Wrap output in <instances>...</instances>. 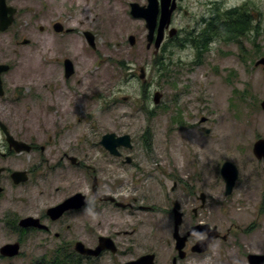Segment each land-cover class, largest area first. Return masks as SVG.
Wrapping results in <instances>:
<instances>
[{"label":"rangeland","instance_id":"obj_1","mask_svg":"<svg viewBox=\"0 0 264 264\" xmlns=\"http://www.w3.org/2000/svg\"><path fill=\"white\" fill-rule=\"evenodd\" d=\"M7 2L18 12L13 26L0 32V64L10 66L1 76L0 120L13 137L46 151L17 155L5 164L12 170L39 167L19 186L4 175L0 250L19 243L21 251L13 259L0 254V264H38L60 246L81 258L74 251L77 241L94 248L107 236L126 256L79 261L124 264L155 254L156 264H173L177 251L169 201L189 198L191 186L206 195L199 221L224 234L230 230L232 237L201 255L190 253L198 239L192 237L186 258L176 264H248V254L264 255V161L253 154L254 143L264 139V72L255 66L264 57V0L251 4L252 32L233 43L217 39L199 58L194 47H182L185 31L201 29L205 4L199 1L178 3L181 10L173 14L171 28L177 30L172 39H179L166 32L162 46H167L157 56L153 47L146 48L145 21L130 14L131 3L146 6L147 0ZM57 22L71 32L56 33ZM85 32L95 37V49ZM129 36L136 38L134 46ZM158 56L168 65L165 77L155 65ZM65 59L75 70L68 79ZM140 67L146 69L145 84ZM155 92L162 94L159 105L153 102ZM109 133L132 138L133 150L123 149V162L100 144ZM69 157L80 165H72ZM5 161L0 157V167ZM225 162L239 171L228 197L220 174ZM93 188L125 207L97 202L57 222L44 219L49 208L78 193L91 202ZM27 217L42 219L50 232L20 228ZM192 224L185 221L182 236Z\"/></svg>","mask_w":264,"mask_h":264},{"label":"water","instance_id":"obj_2","mask_svg":"<svg viewBox=\"0 0 264 264\" xmlns=\"http://www.w3.org/2000/svg\"><path fill=\"white\" fill-rule=\"evenodd\" d=\"M146 6H140L138 3L130 4V14L134 19H140L145 21V27L148 31L146 40L147 50L152 47L153 55L157 56L160 52L163 42L165 41L166 31H168V37L173 38L177 34V30L171 28V22L174 12L177 10L178 0H147ZM18 10L14 7L7 5L6 0H0V32L7 31L13 26L15 17ZM56 33L70 32L71 30H65L63 24L57 22L53 25ZM85 37L88 44L95 49V37L90 32H85ZM129 43L134 46L136 43V38L134 36H129ZM23 44H28L25 40ZM256 67H262L264 72V58L258 60L255 64ZM10 70V66L6 64H0V96H4V87L2 82V74L7 73ZM64 70L65 78H70L74 74V65L71 60H64ZM139 79L143 84L146 83V69L140 67ZM129 98H124V101H128ZM162 99V94L160 92H155L153 96L154 105H159ZM260 108L264 112V99L260 103ZM202 119V123L205 122ZM2 131L5 133L6 140L10 145V148H14L15 152H30L31 147L22 141L16 140L8 131L7 127L0 122ZM206 134H209L208 129H204ZM100 144L103 148L112 156L119 157L120 149H133L132 138L129 135L116 136L114 133L106 134L102 137ZM253 154L255 158L259 161H264V139L257 140L253 145ZM72 165H77L78 161L74 157L69 158ZM127 163H131V158H127ZM1 172V171H0ZM221 177L225 183V195L230 196L235 188L236 182L239 178V171L237 167L232 162H225L220 169ZM13 182L16 185L21 183H26L28 181V176L26 172H14L11 175ZM2 189L0 188V193ZM100 199L105 201H114L113 198L109 196H98ZM205 201V196H203V202ZM85 196L78 193L72 197H69L57 206L51 207L47 210L46 214L52 221L59 220L66 212L72 210H79L85 206ZM121 207H125L123 204H118ZM173 215H174V233L173 238L175 240V249L178 252V257L183 259L186 255L184 249L186 246L187 238L193 235L202 236L204 234L208 235L205 240L199 241L195 247L192 248L193 252L203 253L208 250L211 243L219 237V233L216 228H211L209 225H197L191 228V230L185 235L181 236L179 233V228L182 224L183 214L180 211V206L178 202L173 204ZM21 228H35L39 230H48V227L41 223L40 219L34 217H27L19 222ZM21 246L19 243L7 244L3 246L0 250L1 256L4 258L13 259L19 256ZM76 253L83 257H99L104 251L111 250L115 252V246L111 239L107 237H100L98 240V246L95 248L86 247L82 242H77L74 246ZM248 260L250 264H264V256L262 255H249ZM124 264H155V255H144L135 261H130Z\"/></svg>","mask_w":264,"mask_h":264},{"label":"flooded vegetation","instance_id":"obj_3","mask_svg":"<svg viewBox=\"0 0 264 264\" xmlns=\"http://www.w3.org/2000/svg\"><path fill=\"white\" fill-rule=\"evenodd\" d=\"M7 1V0H6ZM180 1H183V0H178V3ZM195 1H199L203 4H205V7H204V15L202 16L201 18V29L204 30L205 32H217V31H225L227 33H238V34H248L250 32L253 31L254 27H255V9L253 8V6L251 5L253 0H195ZM232 2H235L237 3L236 5H230V3ZM177 3V4H178ZM8 4V2H7ZM9 5V4H8ZM10 6V5H9ZM180 6L178 4V8H177V11H180ZM67 33V32H66ZM70 33V32H68ZM179 38H175V39H172V40H178ZM220 40H222L221 38H219ZM233 43V42H232ZM66 60V59H65ZM75 72V70H74ZM202 119H205V118H202ZM206 120V119H205ZM0 122H2L0 120ZM3 123V122H2ZM206 123L203 122L202 123V120H201V124H204ZM4 124V123H3ZM5 125V124H4ZM6 126V125H5ZM7 127V126H6ZM8 129V128H7ZM204 130V129H203ZM9 131V130H8ZM10 133V131H9ZM11 134V133H10ZM12 135V134H11ZM13 136V135H12ZM15 138V137H14ZM16 139V138H15ZM18 140V139H16ZM18 141H22V140H18ZM22 142H25V141H22ZM27 143L30 147H31V151L30 152H21V153H17L15 152L14 148H10V145L8 144L7 140H6V136H5V133L2 131L1 129V126H0V157L1 158H4V160H6L5 162H1L2 166L0 167V188L2 189L1 193L4 192L5 188L2 186L3 183H2V180L4 179V175L8 177V179L13 183V185H16L12 178H11V175L14 173V172H26L27 173V176H28V181L30 180V178L32 176H34V173L36 172V169H38L39 166H31V168L29 169H26V170H12L8 167H5V164L7 162H11L17 155H23V154H38V152L40 151V153H43L46 151V147L44 146H38L37 143H35L34 141H30V142H25ZM122 149V150H121ZM119 151H120V156L117 157V159L121 160L122 161V158H123V149L125 148H121ZM129 150V149H128ZM133 150V149H131ZM130 150V151H131ZM111 156V155H110ZM70 158V157H69ZM68 159V161H70V159ZM126 158V157H125ZM127 160V158H126ZM132 160V159H131ZM125 161V160H124ZM133 161V160H132ZM7 165V164H6ZM77 165H80L79 162ZM221 174V173H220ZM198 178V177H197ZM223 180V179H222ZM27 181V182H28ZM26 182V183H27ZM26 183H21V184H26ZM19 184V185H21ZM187 184V183H186ZM185 184V185H186ZM225 184V183H224ZM17 185V186H19ZM177 187V184L174 185V187L172 188V191H175ZM226 190V189H225ZM0 193V194H1ZM233 193V192H232ZM92 194H93V200L91 202H88V198L85 196V206L82 207L81 209L79 210H72V211H68L66 212L59 220L57 221H60L63 219V217L72 212V213H75V214H78L79 212L82 211V209H85L87 208L88 206L92 207V204L93 205H96L97 202H100V203H108V205L116 208V209H121L122 207H120L118 204H119V200L117 197H114L113 195L111 194H107V195H110L113 197L114 201H110V200H107L105 201L103 198L100 199L98 198V194H97V189L93 188L92 189ZM225 194V192H224ZM203 196H206L204 193H202L201 191L200 192H196L193 190V187L191 186L190 188V191L188 193V197L187 199L185 200H170L169 203H171L172 205L174 204V202H178L179 203V206H180V211L181 213L183 214V218H182V224L179 228V233L180 235L182 234L181 232V227L183 226V224L185 223L186 220H189L190 223L192 224L190 229L186 231L185 235L191 230L192 227L194 226H197V225H209V224H206L204 223L203 221H199L198 217L201 215L202 213V210L205 209L206 207V197H205V201L203 202ZM226 196V195H225ZM228 197V196H226ZM121 202V201H120ZM194 206V207H193ZM262 206H264L262 204ZM186 208H192L190 210V212L187 211V213L185 212L186 211ZM47 212V211H46ZM192 212V213H191ZM193 214V215H192ZM172 215H173V211H172ZM46 218H49L46 214V217H44V219ZM40 219V218H38ZM173 219H174V215H173ZM49 220L51 222H57V221H52L50 218ZM41 223H43L44 225H46L42 219H40ZM47 226V225H46ZM211 226V225H209ZM20 227V226H19ZM48 227V226H47ZM21 228V227H20ZM211 228H216L218 233L220 234L219 237L215 240L214 243H211L208 247V250L203 252V253H200V252H193L192 251V248L195 247V245L201 241V240H205L208 238V235L207 234H204L202 236H199V235H193V236H190L187 238V241H186V246H185V257L183 259L186 258L187 256V251H186V248L188 246V244L190 243V238L192 237H198V239L195 240V243L190 245L188 248L190 249V253L192 254H198V255H201V254H204V253H207L211 246H213L214 244L216 243H225L228 241L229 238L232 237V234H231V231L228 230L226 232V234L222 233L220 230H218L217 227H214V226H211ZM22 229H25L27 230V232L29 230H36V231H40V232H45V233H49L50 232V228L48 227V230H39V229H35V228H22ZM173 233H174V228H173ZM184 235V236H185ZM182 236V235H181ZM25 236H23L24 238ZM172 237H173V234H172ZM107 238L111 239V241L113 242L114 246H115V252L111 251V250H107V251H104L102 254H106L110 257H114L112 260L115 259V257L117 255H120V256H126V254L124 253L123 249L120 248L119 244L117 243V240L112 237V236H107ZM77 242H80V241H77ZM76 242V243H77ZM75 243V244H76ZM62 247V246H60ZM59 247V248H60ZM96 247V246H95ZM94 247V248H95ZM75 251V250H74ZM176 251V249H175ZM101 254V255H102ZM77 255H79L77 253ZM100 255V256H101ZM147 255H151V254H147ZM155 255V254H153ZM249 255H258V254H248L246 259H247V263H249V260H248V256ZM80 256V255H79ZM99 256V257H100ZM264 256V255H262ZM82 257V256H81ZM97 257V258H99ZM142 257V256H141ZM82 258H89V259H97V258H94V257H82ZM140 258V257H139ZM138 258V259H139ZM183 259H180L178 257V252H177V257H174L173 258V264H176V262L178 260H183ZM137 260V259H135ZM135 260H131V261H135ZM130 262V261H129ZM155 262H156V255H155ZM156 264V263H155Z\"/></svg>","mask_w":264,"mask_h":264},{"label":"trees","instance_id":"obj_4","mask_svg":"<svg viewBox=\"0 0 264 264\" xmlns=\"http://www.w3.org/2000/svg\"><path fill=\"white\" fill-rule=\"evenodd\" d=\"M244 37L243 34L238 33H227L225 31H217V32H205L204 30H192V31H185L183 34V41L186 44H182V47L184 46H192L197 51V57L199 58L200 55L204 53V50L209 49V45H212L217 39L221 38L223 40L229 41V42H236L238 39H241ZM177 41V40H176ZM175 41V42H176ZM167 44H164L163 50L166 48ZM155 65L157 66V69L160 71L161 74L168 70V65L165 64L164 58L163 62L161 59V56H158L154 60ZM151 115L152 113L149 112ZM150 137V136H149ZM148 138L147 135H145V143L148 145ZM147 145H145L147 147ZM149 146V145H148ZM264 205V197H263V203ZM62 246L59 249L57 248L52 252V254L43 257L44 259H40L38 264H47L46 259L50 260L49 264H82L79 260L81 258H77L76 256H73L69 253V251ZM46 262V263H45Z\"/></svg>","mask_w":264,"mask_h":264}]
</instances>
